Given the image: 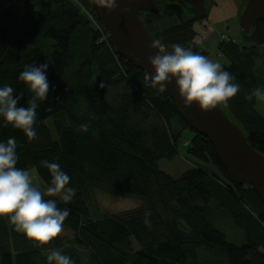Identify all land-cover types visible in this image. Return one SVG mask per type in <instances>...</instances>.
<instances>
[{
	"label": "trees",
	"instance_id": "trees-1",
	"mask_svg": "<svg viewBox=\"0 0 264 264\" xmlns=\"http://www.w3.org/2000/svg\"><path fill=\"white\" fill-rule=\"evenodd\" d=\"M13 1L18 12L0 10V86H12L21 95L18 107H26L29 97L19 75L28 65L48 63L49 93L37 109L36 139L0 122V141L15 137L17 168L35 169L44 188L51 176L41 161L58 163L71 178L66 188L74 192L67 203L56 198L70 214L61 234L43 248L60 250L74 264H264V203L250 186L232 179L208 139L187 125L171 99L149 86L147 74L116 53L90 3ZM154 1L158 14L139 16L160 47L169 51L180 44L208 57L196 43L195 27L215 0H203L201 17L189 5ZM244 5L245 0L239 14ZM242 35L247 45L229 39L217 45L227 60L222 66L240 86L227 107H218L264 156V117L256 99H248L264 85L256 71L264 19ZM82 124L89 125L87 132L80 131ZM185 131L192 133L185 159L193 165L173 179L158 163L178 155ZM99 195L141 205L101 217ZM225 222L242 232L241 244L218 229ZM43 248L0 218V264H48Z\"/></svg>",
	"mask_w": 264,
	"mask_h": 264
},
{
	"label": "clouds",
	"instance_id": "clouds-1",
	"mask_svg": "<svg viewBox=\"0 0 264 264\" xmlns=\"http://www.w3.org/2000/svg\"><path fill=\"white\" fill-rule=\"evenodd\" d=\"M98 3L101 10H112L118 0H98ZM153 47L159 50L148 58L152 69L146 75L149 86L159 93H166L167 86L174 82V91L185 108L227 107L230 98L238 93L239 84L233 82L235 78L221 63L180 44H173L172 51L166 53L158 41ZM48 67V63L32 64L20 73L19 80L24 83L29 97L26 107H18L21 95H14L12 86H0V122L4 127L21 130L29 141L37 138L34 127L37 109L48 98ZM253 98L264 101V91L253 90L248 99ZM88 128V124L80 125L81 132H87ZM17 161L15 137L0 141V218L6 217L16 231L37 248H43L61 234L70 214V209L58 207L56 198L65 203L71 200V189L66 188L71 178L58 163L42 160L41 166L47 168L51 176L50 184L42 190L33 182L35 169L17 168ZM43 251L47 252L48 264H74L71 257L58 249L43 248Z\"/></svg>",
	"mask_w": 264,
	"mask_h": 264
},
{
	"label": "water",
	"instance_id": "water-1",
	"mask_svg": "<svg viewBox=\"0 0 264 264\" xmlns=\"http://www.w3.org/2000/svg\"><path fill=\"white\" fill-rule=\"evenodd\" d=\"M87 1L94 16L107 30L116 53L144 73L151 72L148 58L159 49L153 47L157 41L149 34L139 14H158L159 8L155 1L118 0L116 8L112 10H101L98 0ZM167 1L180 6L189 5L198 15L205 13L203 0ZM263 19L264 0H245L238 17V27L248 35ZM173 85L174 82L169 84L164 94L177 106L183 120L191 129L208 139L232 179L238 184L250 186L264 203V156L248 144L241 129L218 106L210 110H201L196 106L185 108Z\"/></svg>",
	"mask_w": 264,
	"mask_h": 264
},
{
	"label": "rangeland",
	"instance_id": "rangeland-1",
	"mask_svg": "<svg viewBox=\"0 0 264 264\" xmlns=\"http://www.w3.org/2000/svg\"><path fill=\"white\" fill-rule=\"evenodd\" d=\"M31 1L38 6L46 0ZM243 1L244 0H215L210 3L208 17L201 20L200 24H196V43H198L207 51L208 58L210 60L219 62L222 65L227 64V60L224 57H221V55L218 53L217 45L221 40L226 41L229 39V41L231 40L239 45L241 42H243L245 45L248 44L244 43V36L238 27V17L240 15L239 10L241 9ZM5 8H10L13 11L18 12L17 6L13 0H0V10ZM259 52L260 58L258 60L260 61V65L259 63L256 64V71L257 75L260 76L262 80H264V48L260 49ZM261 71L263 72V76ZM262 91H264V89ZM256 109L264 117V101L256 102ZM45 124L50 129L52 138L56 140V134L52 128V119L45 121ZM191 137L192 133L190 131H185L182 135V141H180L177 146L178 155L171 161L161 160L158 163L159 169L162 172L168 174L173 179H178L182 173H184L193 165L189 160L185 159L186 141L189 142ZM33 182L42 190L45 189L37 178V175L35 176V180ZM70 195L71 197L74 195L72 190ZM96 200L98 201L99 216L101 217H108L125 211H131L141 205L139 201L129 198H115L99 195ZM218 229L226 234L227 239L230 242L235 244H241L243 242L244 236L242 232L231 226L228 222H225L223 226Z\"/></svg>",
	"mask_w": 264,
	"mask_h": 264
},
{
	"label": "crops",
	"instance_id": "crops-1",
	"mask_svg": "<svg viewBox=\"0 0 264 264\" xmlns=\"http://www.w3.org/2000/svg\"><path fill=\"white\" fill-rule=\"evenodd\" d=\"M242 44H243V42H241V44H240L241 47L243 46ZM259 62H260V61L258 60L256 64H258ZM259 65H260V63H259ZM261 70H262V69H261ZM258 72H259V71H258ZM261 74H262V76H263V72H262V71H261ZM260 89L263 90V89H264V85L261 86ZM256 102H258V100H256ZM258 112H259V111H258Z\"/></svg>",
	"mask_w": 264,
	"mask_h": 264
},
{
	"label": "bare ground",
	"instance_id": "bare-ground-1",
	"mask_svg": "<svg viewBox=\"0 0 264 264\" xmlns=\"http://www.w3.org/2000/svg\"><path fill=\"white\" fill-rule=\"evenodd\" d=\"M160 2V1H159ZM204 5H205V3H204ZM187 8H188V6H187ZM207 9H208V7H207ZM187 10V9H186ZM192 16V15H191ZM200 16V15H199ZM201 17V16H200ZM199 18V17H198ZM200 19V18H199ZM206 19V18H205ZM197 23V22H196ZM222 57V56H221Z\"/></svg>",
	"mask_w": 264,
	"mask_h": 264
}]
</instances>
